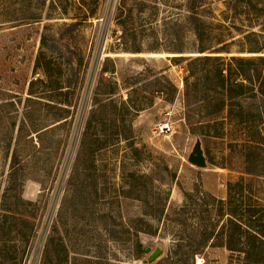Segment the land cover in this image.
<instances>
[{
    "label": "rangeland",
    "instance_id": "obj_1",
    "mask_svg": "<svg viewBox=\"0 0 264 264\" xmlns=\"http://www.w3.org/2000/svg\"><path fill=\"white\" fill-rule=\"evenodd\" d=\"M189 1L0 0V264H149L136 240L176 264L197 227L186 192L225 198L242 179L264 204V176L245 172L264 121L206 115L219 94L188 71ZM197 1L208 53L264 55V0ZM40 52L50 75L33 72ZM196 139L204 167L188 162ZM203 250L197 264L228 261L219 242Z\"/></svg>",
    "mask_w": 264,
    "mask_h": 264
},
{
    "label": "trees",
    "instance_id": "obj_2",
    "mask_svg": "<svg viewBox=\"0 0 264 264\" xmlns=\"http://www.w3.org/2000/svg\"><path fill=\"white\" fill-rule=\"evenodd\" d=\"M197 2L190 0L188 6L191 12L188 18L198 41L197 55L189 60L188 71L190 75L205 79L208 87L219 94L209 100L214 101L217 106L206 115L212 116L213 121H218V114L225 108L222 119L226 118L229 122L237 124H251L254 131L259 133L260 129L255 127L254 123L264 121V55L260 54L255 58L231 56L224 64L219 56L208 53L204 44L206 35L204 23L197 11L194 12ZM42 42L45 43L44 38ZM134 51L138 52L137 49ZM44 60H46L45 56L40 52L35 58L34 73L42 71L45 76L47 73L50 75L49 63ZM251 64H258L260 70L256 66L250 68ZM255 81L257 84L254 83ZM34 83V80H30L28 92L30 96L27 99H31L30 97L34 95L32 91ZM94 95L96 98L97 93ZM185 95L188 101V93ZM186 104L188 105L187 102ZM69 109V106L62 107L66 113ZM59 119L66 121V115ZM249 146L252 147V151L247 155L249 164L245 172L264 176V156L256 147ZM188 205L191 206L197 227L188 237V241L182 237V241L178 240L177 248L174 250L176 264H197L196 255H202L207 244L216 242L229 252L226 264H264V204L252 198L249 188L242 179L227 182L225 198H215L200 188L186 192L185 203L180 208L181 212ZM219 216L222 217L221 222L219 224L213 222ZM135 249L138 255L144 251L139 240H136ZM144 262L160 263L159 260L153 263L147 260ZM201 264L208 262L203 261Z\"/></svg>",
    "mask_w": 264,
    "mask_h": 264
},
{
    "label": "water",
    "instance_id": "obj_3",
    "mask_svg": "<svg viewBox=\"0 0 264 264\" xmlns=\"http://www.w3.org/2000/svg\"><path fill=\"white\" fill-rule=\"evenodd\" d=\"M188 162L199 167L206 166V158L201 148L199 139H196L194 145L192 146V149L188 155ZM144 252L146 254L149 253L147 256V261L152 262L161 254V248L156 246L153 250H151V247L147 246L144 249Z\"/></svg>",
    "mask_w": 264,
    "mask_h": 264
},
{
    "label": "built area",
    "instance_id": "obj_4",
    "mask_svg": "<svg viewBox=\"0 0 264 264\" xmlns=\"http://www.w3.org/2000/svg\"><path fill=\"white\" fill-rule=\"evenodd\" d=\"M158 128L160 131L167 132L171 129V126L169 123H162V124H159Z\"/></svg>",
    "mask_w": 264,
    "mask_h": 264
}]
</instances>
